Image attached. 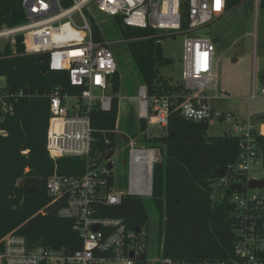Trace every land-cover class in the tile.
I'll return each mask as SVG.
<instances>
[{
    "label": "built area",
    "instance_id": "1",
    "mask_svg": "<svg viewBox=\"0 0 264 264\" xmlns=\"http://www.w3.org/2000/svg\"><path fill=\"white\" fill-rule=\"evenodd\" d=\"M186 1L188 9L186 28L182 27L181 5ZM259 0H253L258 6ZM25 22L13 28L0 30V39L11 41L23 36L26 54H46L48 67L53 72H65L74 92L55 89L49 97L50 118L46 150L52 160L60 158L83 159L84 170L80 175L61 176L53 172L46 181V192L51 201L62 200L57 210L59 218L72 222L73 230L81 239L78 250L67 253L63 249L52 250L32 247L14 231L0 239V264H264V197L249 188V172L262 160L264 180V150L257 132L249 121L235 122L232 136L240 139L237 162L229 166L216 184V189L231 191L227 202L233 220L230 231L231 247L225 257L203 260H185L164 257L162 245L160 257L147 256L151 244L144 229L131 230L122 220L96 215L99 205H118L122 197L150 196L152 169L157 162L155 149H139L136 140L115 130L116 136L127 142L129 181L128 192L117 191L110 186L108 177L113 171L112 156L105 163L98 156L90 157L92 130L89 111L96 105L101 111L111 109V79L118 70L108 43L93 41L90 24L84 14L92 10L107 18L119 17L130 28L150 29L158 33L181 32L185 34L182 56V82L188 93L176 110L181 117L192 122H207L214 117L227 120L230 114H215L209 101L218 99L216 66L213 67L214 48L210 40L192 35L196 30L218 19L225 12V0H21ZM207 90H213L211 97ZM25 96L23 91H13L0 77V137L8 134L2 125L14 114L15 104ZM138 110L136 119L147 126L166 128L173 103L169 97H150L145 86L137 89ZM250 100L264 98V82L260 89L253 88ZM124 116H127L128 114ZM118 120V119H117ZM147 137V134H145ZM227 135V134H226ZM107 144L108 140L105 141ZM155 156L147 160L148 153ZM143 161V162H141ZM111 162L112 168L107 169ZM244 179V180H243ZM146 183L148 187L141 188ZM143 189V190H142ZM93 227H98L92 231ZM143 255V257H141Z\"/></svg>",
    "mask_w": 264,
    "mask_h": 264
},
{
    "label": "trees",
    "instance_id": "2",
    "mask_svg": "<svg viewBox=\"0 0 264 264\" xmlns=\"http://www.w3.org/2000/svg\"><path fill=\"white\" fill-rule=\"evenodd\" d=\"M244 2L252 0H225V12ZM258 6L264 8V0H259ZM187 9L184 1L181 5L183 28H186ZM84 14L93 41L106 43L105 31L118 37L148 95L169 97L173 103L165 132L158 136L147 137L143 133L146 124L136 119L133 110L128 112V121L136 128H129L130 137L161 154L160 161L153 164L151 195L143 199L125 194L116 206L96 207V215L117 218L128 229L145 231L151 217H155L157 245L158 249L162 245L164 257L185 260L225 257L232 242L227 236L233 228L229 216L231 205L227 202L231 191H224L220 203L213 200L212 194L222 173L225 176L229 166L236 164L240 139L229 134L209 137L207 122H192L180 116L176 108L188 93L181 84L173 85L159 74L161 67L172 63L162 56L161 33L127 27L121 18H107L95 10H85ZM24 22L21 0H0V30ZM22 41L23 36L18 35L12 48L8 41L0 51V77L5 79V86L25 93L15 104L14 114L2 125L8 134L0 137V239L14 231L32 247L72 253L80 248L82 241L70 220L57 217L63 202L51 201L46 181L53 172L61 176L80 175L85 162L80 158L54 161L48 156L46 143L50 95L55 89L63 93L77 90L70 87L65 72L49 70L46 54H26ZM108 48L113 53L116 49L113 44ZM259 78L264 82V71ZM120 90L121 75L117 70L111 79V109L104 112L94 105L89 111L91 158L107 153L112 156L115 151L116 141L120 139L115 134ZM257 140L264 144V136ZM124 178L127 183V177ZM108 181L110 186H115L113 173Z\"/></svg>",
    "mask_w": 264,
    "mask_h": 264
},
{
    "label": "rangeland",
    "instance_id": "3",
    "mask_svg": "<svg viewBox=\"0 0 264 264\" xmlns=\"http://www.w3.org/2000/svg\"><path fill=\"white\" fill-rule=\"evenodd\" d=\"M92 10H95L92 7ZM91 11V10H89ZM96 11V10H95ZM160 49L162 56L172 61L171 65L159 69V74L166 77L173 85L182 82V56L183 42L185 34L183 31L174 33H161ZM105 42L115 45L113 55L121 75V90L119 93L120 110L116 129L125 135L130 136L129 128L135 130V125H130L127 116L131 110L135 113L138 110L137 89L140 86L137 71L128 57L121 40L110 35L108 31L103 32ZM194 36L204 37L213 44V67L217 74V94L218 99L209 101V105L215 114H230L227 120L219 121L216 117L208 126L207 135L218 137L233 133L235 122L249 121L251 126L257 131L261 125L264 126V98L250 100L253 84L256 89H260L261 82L259 76L264 71V8L256 6L252 2H244L234 10L227 12L220 18L192 33ZM6 39H0V51ZM10 47L13 45L10 41ZM111 46H109L110 48ZM12 48V47H11ZM206 96L211 97L213 90H207ZM236 120V121H235ZM165 132L159 126H147L143 133L148 136H158ZM138 138L141 132H137ZM126 140L116 141L115 151L112 155L113 175L115 178L114 189L117 191L128 192L129 166H128V147ZM139 149H146L148 146L137 142ZM157 161H160V151L155 149ZM105 163V161H101ZM254 167L257 171L249 172L250 178L257 180L262 177V160ZM127 177V183L125 178ZM212 194L213 200L221 202L224 191L216 189ZM252 194L264 197V187L251 191ZM147 199L148 196H140ZM157 220L151 217L147 236L151 246L147 250V256L153 259L160 257L157 243Z\"/></svg>",
    "mask_w": 264,
    "mask_h": 264
},
{
    "label": "water",
    "instance_id": "4",
    "mask_svg": "<svg viewBox=\"0 0 264 264\" xmlns=\"http://www.w3.org/2000/svg\"><path fill=\"white\" fill-rule=\"evenodd\" d=\"M224 136H226V135H224ZM262 150H264V146H262ZM110 158H111V153H107V154L99 156L98 157V161L101 162V161L109 160ZM111 168H112V164H111V162H108L107 163V169L110 171ZM222 175L224 176V173H222ZM263 184H264V180H259V181L252 180L249 183V188H251V189H253V188H261L263 186ZM239 188H240V185H233V186L230 187V190L231 191H235V190H237ZM97 229H98V227H93L92 231H96ZM136 231H138V229H136ZM227 236L229 238L232 237L230 231L227 232ZM141 257H143V255Z\"/></svg>",
    "mask_w": 264,
    "mask_h": 264
},
{
    "label": "bare ground",
    "instance_id": "5",
    "mask_svg": "<svg viewBox=\"0 0 264 264\" xmlns=\"http://www.w3.org/2000/svg\"><path fill=\"white\" fill-rule=\"evenodd\" d=\"M153 156H155L154 151H151V152L148 153V156L146 157V159L150 160V159L153 158ZM141 162H143V161H141ZM140 187L144 189V188L148 187V185L146 183H144Z\"/></svg>",
    "mask_w": 264,
    "mask_h": 264
},
{
    "label": "crops",
    "instance_id": "6",
    "mask_svg": "<svg viewBox=\"0 0 264 264\" xmlns=\"http://www.w3.org/2000/svg\"><path fill=\"white\" fill-rule=\"evenodd\" d=\"M226 13H227V12H224L223 15L226 14ZM223 15H221V16H223ZM219 18H220V17H219ZM257 132H260L261 134H264V126L261 125V127L257 130Z\"/></svg>",
    "mask_w": 264,
    "mask_h": 264
}]
</instances>
